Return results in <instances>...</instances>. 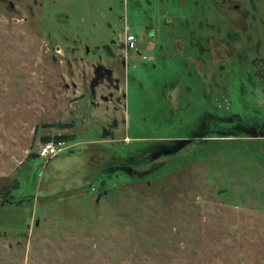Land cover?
Returning a JSON list of instances; mask_svg holds the SVG:
<instances>
[{"label": "rangeland", "instance_id": "rangeland-1", "mask_svg": "<svg viewBox=\"0 0 264 264\" xmlns=\"http://www.w3.org/2000/svg\"><path fill=\"white\" fill-rule=\"evenodd\" d=\"M253 5L228 32L261 38ZM209 6L0 0V189L21 185L0 199V264H264V93L251 61L202 50ZM100 64L119 89L94 98Z\"/></svg>", "mask_w": 264, "mask_h": 264}, {"label": "flooded vegetation", "instance_id": "flooded-vegetation-1", "mask_svg": "<svg viewBox=\"0 0 264 264\" xmlns=\"http://www.w3.org/2000/svg\"><path fill=\"white\" fill-rule=\"evenodd\" d=\"M210 2V6L208 10L205 13V34L203 43H205V47L202 48L204 53L206 55H209L211 51L213 52L214 49L218 50L221 49L222 51L225 50L227 52L226 59L224 61H227L228 59L234 60L235 62L245 61L249 60L251 61V67L253 69L252 73L250 74L249 78L253 82V85L260 89L261 92L264 93V85L261 84V81L263 82L264 73L262 70H264V67L261 68V65H264V57L259 56L260 54V41L264 36V33L261 35V38L257 37L258 30L256 28L253 29L255 33H252L250 35V41H248V38H245L243 36L244 33H240L242 31L236 29L235 33L228 32L227 28L233 25L227 24V13L228 11H235L238 14H243L246 18L251 16L253 19L257 17L255 11V7L253 5V0H245V3H236V0H207ZM246 2L249 4V8L245 5ZM10 7H14L13 2H9ZM211 13V14H210ZM211 19L215 20L212 26V30L209 28V20ZM226 18V20H225ZM260 25L262 26L261 22L259 21ZM230 25V26H228ZM234 27V26H233ZM263 32V31H262ZM145 36L147 37V46H154L156 37L152 31V29H148L145 33ZM218 37L222 39H218ZM245 38V40H243ZM137 39V38H136ZM219 40V41H217ZM149 44V45H148ZM217 45V46H216ZM137 46H138V40H137ZM120 47L122 50L128 53H139V47L136 51L129 50L126 46L125 42H121ZM208 53V54H207ZM233 54H236L237 57H234ZM250 57V58H249ZM209 58V57H208ZM206 59V58H205ZM241 62V63H242ZM126 63V62H125ZM109 71H112L111 74H109ZM114 71L112 68L104 67L102 64L98 65L94 69V75L95 80L92 82V88H91V94L92 97L95 98V89H93V85L96 88V85L98 83L108 80L110 85L114 86L116 90L119 89V80L116 78H113ZM261 80V81H260Z\"/></svg>", "mask_w": 264, "mask_h": 264}, {"label": "built area", "instance_id": "built-area-1", "mask_svg": "<svg viewBox=\"0 0 264 264\" xmlns=\"http://www.w3.org/2000/svg\"><path fill=\"white\" fill-rule=\"evenodd\" d=\"M124 42L126 43V46L129 50H137V39L133 34H127ZM61 144L62 143L55 144L53 142L44 144L40 151V156L42 158H50L57 156L62 150L60 148Z\"/></svg>", "mask_w": 264, "mask_h": 264}, {"label": "trees", "instance_id": "trees-1", "mask_svg": "<svg viewBox=\"0 0 264 264\" xmlns=\"http://www.w3.org/2000/svg\"><path fill=\"white\" fill-rule=\"evenodd\" d=\"M56 140H57L56 141L57 143L63 141L60 137L56 138ZM45 141H46L45 142V144H46V143H49L51 140L47 139ZM19 184L20 183L13 182L10 185H7V186L3 187L2 189H0L1 201L5 202V203H12L17 198V196L15 195V192L20 190L21 185L19 186Z\"/></svg>", "mask_w": 264, "mask_h": 264}, {"label": "water", "instance_id": "water-1", "mask_svg": "<svg viewBox=\"0 0 264 264\" xmlns=\"http://www.w3.org/2000/svg\"><path fill=\"white\" fill-rule=\"evenodd\" d=\"M112 73V71H109V74H111ZM93 89H95V86L93 85Z\"/></svg>", "mask_w": 264, "mask_h": 264}]
</instances>
